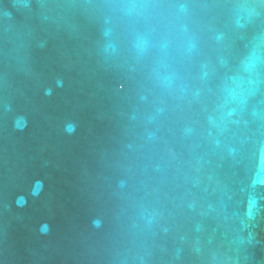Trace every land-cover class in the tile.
Masks as SVG:
<instances>
[{
    "label": "water",
    "instance_id": "95a60500",
    "mask_svg": "<svg viewBox=\"0 0 264 264\" xmlns=\"http://www.w3.org/2000/svg\"><path fill=\"white\" fill-rule=\"evenodd\" d=\"M0 264H264V0H0Z\"/></svg>",
    "mask_w": 264,
    "mask_h": 264
}]
</instances>
